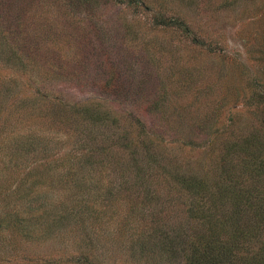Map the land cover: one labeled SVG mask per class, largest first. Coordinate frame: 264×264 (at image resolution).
<instances>
[{
    "label": "rangeland",
    "instance_id": "rangeland-1",
    "mask_svg": "<svg viewBox=\"0 0 264 264\" xmlns=\"http://www.w3.org/2000/svg\"><path fill=\"white\" fill-rule=\"evenodd\" d=\"M250 138L264 0H0V264H186Z\"/></svg>",
    "mask_w": 264,
    "mask_h": 264
},
{
    "label": "trees",
    "instance_id": "trees-1",
    "mask_svg": "<svg viewBox=\"0 0 264 264\" xmlns=\"http://www.w3.org/2000/svg\"><path fill=\"white\" fill-rule=\"evenodd\" d=\"M252 142L225 147L214 190L198 176L182 178L185 190L204 200L198 208L204 229L186 264H264V162ZM230 155L240 169L227 167Z\"/></svg>",
    "mask_w": 264,
    "mask_h": 264
}]
</instances>
